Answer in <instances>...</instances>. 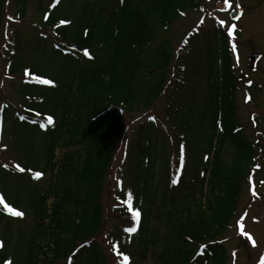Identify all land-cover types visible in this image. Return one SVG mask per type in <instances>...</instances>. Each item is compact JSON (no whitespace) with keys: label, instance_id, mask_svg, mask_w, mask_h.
I'll return each mask as SVG.
<instances>
[{"label":"trees","instance_id":"obj_1","mask_svg":"<svg viewBox=\"0 0 264 264\" xmlns=\"http://www.w3.org/2000/svg\"><path fill=\"white\" fill-rule=\"evenodd\" d=\"M29 1L14 0L16 19L25 18ZM86 1L83 13L88 19L80 17L75 32L68 30L70 23H61L68 21L65 17L58 19L62 1L54 0L39 24L45 47L40 42L29 56L19 55L22 34L16 29L5 49V72L20 73L21 86L32 69L21 68L22 62L48 55L47 45L54 54L65 52L70 73L67 82L65 72L55 97L57 122L44 134L43 175L50 172L51 176L32 203L33 223L17 230L21 249L11 255L8 226L20 217L0 204V264H108L99 239L105 222L103 195L121 148L126 117L140 111L144 113L139 119H145L132 132L129 180L120 178L116 193L122 202L117 211L125 219L106 236L112 253L120 255L117 264H147L149 258L153 264H228L224 237H219L237 212L241 178L257 161L260 145L248 137L239 120L238 94L244 74L239 76L227 30L219 24L193 30L175 54L169 37L172 27L188 11L201 8L204 0H119L115 9L110 6L106 16L97 18L100 6ZM41 7L39 0L40 14ZM4 8L5 0H0V34ZM190 49L197 54L189 57ZM185 68L189 73H205L199 90L203 99L195 100V106L187 97L185 105L178 98V90L183 95L187 82L177 76ZM17 89L21 107L24 94ZM259 89L256 84L247 88L251 96ZM165 95L162 122L154 109ZM13 107L4 102L0 109L3 137L9 133L17 137L9 125ZM18 116L22 123L41 122L33 114ZM15 122L19 123L18 117ZM168 137L174 142L172 149ZM165 150L171 155L159 178L155 166ZM0 167V178L5 180L1 170L12 168L3 163ZM136 211L141 214L138 220ZM26 217L19 220L25 222Z\"/></svg>","mask_w":264,"mask_h":264},{"label":"rangeland","instance_id":"obj_2","mask_svg":"<svg viewBox=\"0 0 264 264\" xmlns=\"http://www.w3.org/2000/svg\"><path fill=\"white\" fill-rule=\"evenodd\" d=\"M61 1V9L57 12L58 19L65 17L66 20L70 21L68 30L73 33L81 25L80 17L84 16L85 20L88 19V14L85 16L83 13L87 1ZM90 1L92 3L96 1L97 5L100 6L99 9L97 8L96 18L98 16H106L108 7L112 6L115 9L116 5H119L116 4L119 0ZM229 1L204 0L202 7L197 11H188L187 14L182 15L178 19L172 27L169 37L173 41L175 54H177V50H179L188 32L193 30L201 32L199 28L202 26L219 24L227 30L231 45H235L233 47L235 65L238 68L239 76L242 73L244 74V81L240 82L241 89L238 94L239 120L244 125L245 133L248 137L257 146L260 145V150L258 149L256 163H252L247 169L246 175L241 178L242 187L237 212L234 218L231 219L230 225L227 226L224 234L219 238L224 237L223 243L229 255L228 264H262L264 262V0ZM38 2L39 0L29 1L25 18L17 19L16 21L14 0H5L4 23L0 34V51H3L0 58V108L4 102L10 104L11 107L15 106L9 108L8 115L9 125L17 134L16 138H12L10 133L8 135L2 133L5 135L4 137L1 135L0 164L10 165L12 169L10 171L1 170L5 173V180L0 178V197L12 209L19 210L27 215L24 218L25 222L19 220L21 217L14 219L16 221L10 220L11 224L8 227L10 230L12 229L10 237V245L12 244V246L9 248V255H11L10 252L21 249L18 240H22V237L17 230L33 223L30 216L32 203L36 201L37 194L47 188V180L50 178L51 173L47 172L46 175H42L39 179L35 177V173L40 172L43 174L45 169L46 153L44 145L46 138L44 134L57 122L55 119L58 116L56 114L58 111L53 108L54 103L57 102L55 97L58 95V86L63 82V78L66 75L65 72L67 73L65 79L67 82L70 73L66 70L65 52L54 54L48 48V45V55L39 56L37 61L31 60L34 57L32 56L30 60L22 62L23 66L21 68L26 69L25 66L32 67L29 73H25L26 75L28 74L27 81L22 86L21 83L23 82L20 73L15 76H8L5 72L6 60L4 53L13 30L19 29L22 34L19 55L27 53L29 56L30 53L35 51L34 48H37L39 43L45 40V38L40 37L43 34L39 30V27H42L39 24L41 15L44 18L48 9H51L52 0H42L41 8L44 9V11H41L42 14H40V10L38 11ZM232 10L242 11V16L236 21L230 18ZM202 35L201 39H203ZM45 42H42L43 47L47 43ZM10 52H12V48H10ZM255 52L261 53L262 58L258 62L256 69L251 70L252 62L249 59V54ZM194 54H197V50L192 53L190 49L189 57ZM83 64L89 63L83 62ZM173 70L174 65L171 67L169 78L172 77ZM203 75H205L203 72L201 75L193 72L189 73L186 68L184 72L181 71L178 74L177 77L182 76L187 82L182 88L183 95L178 90L180 102H186V97L192 106H195V100L202 102L203 92L199 90L204 87L203 81L205 79ZM37 77L52 80L53 84L40 83ZM31 79L35 81H31ZM247 82H254V84L259 85L258 93L251 96L250 91L247 90L249 88L246 85ZM17 88H20L19 90H22L24 94V104L21 107H19L20 97L17 93ZM165 101L166 95L160 99L156 109H154V112L162 122L165 120ZM142 113L144 112H133L126 117L121 148L103 195L105 222L99 239L109 257L108 264H117V261H119L120 255L116 256L112 253L111 245L106 236L115 224L122 225V221L125 219L123 214L117 211L122 202L117 200L116 193H118L119 189V179L123 178L127 182L129 180L127 155L133 140L132 132L145 119H139ZM30 114L35 115L41 121L39 125L31 124L28 121L24 122L26 119L22 123L18 116H28ZM50 116L52 117V123L48 122ZM16 117H18L19 123L15 122ZM161 127L163 126L161 125ZM165 131L167 133L166 129ZM36 140L37 144L35 145ZM13 141H15V144H13ZM25 141L30 142L32 146L24 144ZM168 143L169 148L172 149L174 142L169 137ZM9 144H11L13 152H10ZM170 155V150H165L156 162L155 169L159 173V178L163 175V173H160L165 171L166 160L170 158ZM17 164L23 167L25 171L20 172L16 167ZM189 176L187 177L188 181L191 180ZM163 181H167V178L163 179ZM137 194H134L132 199L135 200ZM49 201L51 202L52 200L50 199ZM146 263L153 264V260L149 258Z\"/></svg>","mask_w":264,"mask_h":264},{"label":"snow or ice","instance_id":"obj_3","mask_svg":"<svg viewBox=\"0 0 264 264\" xmlns=\"http://www.w3.org/2000/svg\"><path fill=\"white\" fill-rule=\"evenodd\" d=\"M58 2H59V0H57V3H58ZM61 23H62V24H63V23H70V21H61ZM233 47H235V45H233ZM85 55H89V53L87 52V50L85 51ZM37 79H39V80H40V83H43V84H48V85L53 84V81H52V80H49V79H40L39 77H37ZM48 122H49V123H52V117H51V116L48 118ZM5 167H6V166H5ZM16 167H17V169H18L20 172L25 171V169H24L23 167H21L19 164H17ZM42 175H43V174L40 173V172H36V173H35V177H36L37 179H39ZM174 182H175V181H174ZM129 197H131V193H129ZM0 201H2V197H0ZM9 210H10L15 216H17V217H23V216H24V213L21 212V211H16L15 209H9ZM134 215H135L136 219L138 220L141 214H140L139 211H136V212L134 213ZM126 230H127V231H130V232H132V231H136V229H134V228H128V229H126ZM245 235H247V233H245ZM118 254H120V253H118ZM124 261H125V262L128 261V257H127L126 255L124 256ZM7 264H11V262L9 261V262H7ZM262 264H264V262H262Z\"/></svg>","mask_w":264,"mask_h":264},{"label":"water","instance_id":"obj_4","mask_svg":"<svg viewBox=\"0 0 264 264\" xmlns=\"http://www.w3.org/2000/svg\"><path fill=\"white\" fill-rule=\"evenodd\" d=\"M240 12H237V11H233L232 13H231V17L232 18H235V17H237V16H240ZM260 54H258V53H252V54H250V58L254 61V65L256 64V62L259 60V58H260Z\"/></svg>","mask_w":264,"mask_h":264}]
</instances>
